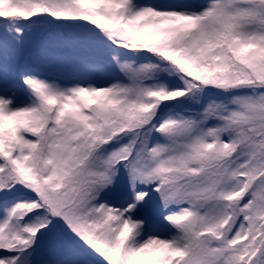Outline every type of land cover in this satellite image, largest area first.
I'll use <instances>...</instances> for the list:
<instances>
[{
	"label": "snow or ice",
	"instance_id": "1",
	"mask_svg": "<svg viewBox=\"0 0 264 264\" xmlns=\"http://www.w3.org/2000/svg\"><path fill=\"white\" fill-rule=\"evenodd\" d=\"M0 264H264V0H0Z\"/></svg>",
	"mask_w": 264,
	"mask_h": 264
}]
</instances>
